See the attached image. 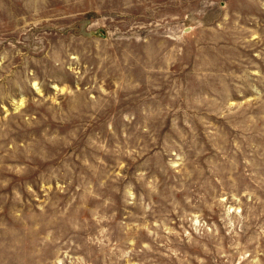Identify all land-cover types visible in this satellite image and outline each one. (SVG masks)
Segmentation results:
<instances>
[{
  "label": "rangeland",
  "instance_id": "1",
  "mask_svg": "<svg viewBox=\"0 0 264 264\" xmlns=\"http://www.w3.org/2000/svg\"><path fill=\"white\" fill-rule=\"evenodd\" d=\"M0 264H264V0H0Z\"/></svg>",
  "mask_w": 264,
  "mask_h": 264
}]
</instances>
